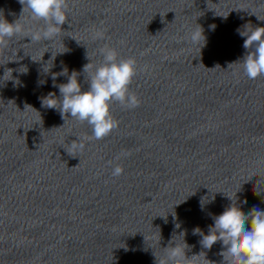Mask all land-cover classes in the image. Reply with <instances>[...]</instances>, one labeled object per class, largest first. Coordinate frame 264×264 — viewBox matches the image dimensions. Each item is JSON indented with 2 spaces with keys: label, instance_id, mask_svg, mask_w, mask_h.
<instances>
[{
  "label": "water",
  "instance_id": "obj_1",
  "mask_svg": "<svg viewBox=\"0 0 264 264\" xmlns=\"http://www.w3.org/2000/svg\"><path fill=\"white\" fill-rule=\"evenodd\" d=\"M22 7L0 0V17L14 22ZM22 20L43 26L27 11ZM199 25L203 47L188 39ZM246 25L264 27V0H69L54 40L9 41L0 50V264H158L184 242L188 258L198 255L188 264H226L222 243L204 248L194 229L208 234L229 198L245 214L264 211V79L243 74ZM105 44L137 60L130 88L141 103L113 104L118 128L89 140L86 122L42 100L60 97L52 76L67 83L64 68L87 91L83 67L102 62ZM73 141L84 150L71 152Z\"/></svg>",
  "mask_w": 264,
  "mask_h": 264
},
{
  "label": "clouds",
  "instance_id": "obj_2",
  "mask_svg": "<svg viewBox=\"0 0 264 264\" xmlns=\"http://www.w3.org/2000/svg\"><path fill=\"white\" fill-rule=\"evenodd\" d=\"M19 3L23 6L21 15L14 22L10 23L3 16L0 17V50L5 49L8 42L16 36L30 38L31 42L52 41L60 34L61 26L68 22L69 0H19ZM26 11L31 21L37 23L43 21V26L29 30L26 27L28 21L22 20ZM257 18L260 19L258 16ZM248 25L243 31L238 29L239 35L246 37L243 47L248 50L240 63L243 74L249 80L255 81L264 79V27ZM210 27L214 29L215 25ZM93 39L103 40L105 33L96 31ZM188 39L193 44L203 42V47L205 44L203 28L199 25L190 33ZM99 53L103 60L98 66L92 64L88 57L90 62L83 67L84 73H89L87 91L82 90V84L78 80L79 73L72 71L68 75V69L64 68L58 75L67 76V83L57 85L55 83L57 74L52 76L53 87L59 88L60 97L51 92L42 100L43 106L57 109L64 120L65 116L70 114L72 119L80 123L86 122L92 130V135L86 137L89 140L104 139L118 128L119 121L111 112L113 104L118 103L125 108L134 109L141 103L130 88L139 71L135 57L120 58L118 51L107 44L99 49ZM23 68L25 71L20 72L26 73L27 68ZM6 72L12 76L13 69H6L5 74ZM84 147L83 142L73 141L70 144L71 152H82ZM66 151L73 156L69 149ZM122 174V166L113 167L112 176L118 177ZM229 199L233 203L220 215L213 216L214 225L209 227L208 234H204L198 227L194 229V234L202 236L200 243L207 249H211L218 241L221 242L224 250L219 254L226 264H264V211L254 207L245 214L235 204L234 198ZM188 248L185 242L183 246L175 244L174 247H166V256L161 258L158 264H188L189 259L198 256L188 258L186 256Z\"/></svg>",
  "mask_w": 264,
  "mask_h": 264
}]
</instances>
